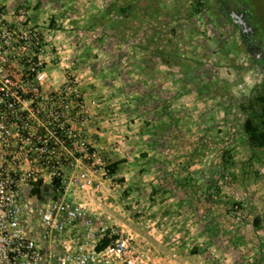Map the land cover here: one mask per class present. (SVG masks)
<instances>
[{
  "label": "rangeland",
  "instance_id": "rangeland-1",
  "mask_svg": "<svg viewBox=\"0 0 264 264\" xmlns=\"http://www.w3.org/2000/svg\"><path fill=\"white\" fill-rule=\"evenodd\" d=\"M192 1L18 0L11 11L40 18L35 27L62 52V66L83 68V74L72 70L81 86L90 74V116L95 106L119 120L111 130L103 126L112 157L90 144L91 172L95 181L101 175V187L86 194L116 190L143 201L156 195L161 203L166 195L160 225L180 233L187 216L198 222L203 242L187 251L190 259L264 264V148H252L243 131L254 98L264 92V58L249 45L264 40V0H203L204 7L190 10ZM224 5L246 10L256 30L250 40ZM128 160L137 163V182L129 184L127 171L119 170ZM117 162L119 171L111 173ZM104 178L113 179L103 185ZM151 178L157 180L152 186ZM142 205L126 204L128 225L156 229L152 202Z\"/></svg>",
  "mask_w": 264,
  "mask_h": 264
},
{
  "label": "built area",
  "instance_id": "built-area-1",
  "mask_svg": "<svg viewBox=\"0 0 264 264\" xmlns=\"http://www.w3.org/2000/svg\"><path fill=\"white\" fill-rule=\"evenodd\" d=\"M19 14L0 7V264H134L124 240L98 250L105 229L71 198L101 187L86 95L68 66L54 76L62 52Z\"/></svg>",
  "mask_w": 264,
  "mask_h": 264
},
{
  "label": "crops",
  "instance_id": "crops-1",
  "mask_svg": "<svg viewBox=\"0 0 264 264\" xmlns=\"http://www.w3.org/2000/svg\"><path fill=\"white\" fill-rule=\"evenodd\" d=\"M0 6L5 7L7 10H12V9L18 8L20 4H18V0H0ZM33 17L35 19L32 18L31 23L33 25L40 26V23H39L41 22L40 18L37 15L36 17L35 15H33ZM48 31L49 33H51L50 34L51 37L55 36L53 35L54 33L51 29H49ZM64 33H65L64 34L65 38L67 37L71 39L72 35L70 31H65ZM44 34H46V32H44ZM67 55L72 56L71 50L67 52ZM61 66H62V63L55 64V67L52 69L54 76L60 77V75L63 72V67ZM68 67L71 68V72L72 70L73 71L77 70L78 73H81V74L84 73L83 68H79L77 66L75 67L73 66V68L70 66ZM82 78L83 80L81 81L82 83L81 87L83 91L85 90L86 92L85 94L86 101L88 103L90 100L89 95H90V87H91L92 81L91 82L89 81L90 80L89 73L87 75L85 74L84 77L82 76ZM87 94H88V97H87ZM100 108L101 107H98V109L95 106L92 107L93 109L92 114L94 113L95 115L91 117V119L93 120L90 122L88 126L87 136H88V140L90 144L100 149V151L96 149L99 153L103 152L104 155L106 154L107 157L110 158L112 156L110 153L108 155V147L112 149V144L108 143V138L106 137L109 134V132L104 131L103 126L105 125V123H109L110 127L108 126V128L106 129L111 130L112 127L110 124L115 125L119 122V120L111 119L108 113L106 111L103 113ZM108 120H111L112 123H110ZM107 144L109 145L107 146ZM122 165H125L126 167H119L120 172H121V168L127 171L126 174L122 172V175L125 177V180H126L125 182H127L128 184L131 181L137 182L135 179L132 180V171L133 169L137 168V163L131 162L128 160L122 163ZM118 166H120V164H118ZM151 170L153 171V169ZM94 172L95 174L97 173V175L101 173L97 171H94ZM128 172H130V174H128ZM100 177L101 175H99V177H96V180L98 182H100ZM113 178H110V179L104 178L105 180H103L102 182L103 185L109 184V182ZM155 180L154 178H151L149 180L146 179V182H149V184L151 183V186H152L156 183L157 180L156 181ZM139 182H142V181L139 180ZM136 185L138 186L137 183ZM102 191H105V187L102 189ZM114 191L115 192H113L112 194V193H109L108 190H106V192H104V194L100 197L96 195L90 198L91 196H89L86 193H79V194L72 195L71 198H73V200L76 202L84 204L86 207L90 205L93 208L91 209V207L90 208L87 207L89 209V212L95 219V226L96 228L105 229L104 237L108 235L110 242L114 240L113 237L124 240L126 242L128 239L132 240V242H130V246H128V249H127L128 252H126L125 258L133 259L135 262H137V264H207V261L205 260L199 261L198 259H190L187 253V251L192 246L194 245L199 246V244L203 242L197 220H194L192 222V220H189L190 216H187L188 217L187 224L180 233L179 232L171 233L170 231H168V228H164L162 225H160L161 224L160 222H163L162 218L164 217V215L161 213V211L163 210V204H165L166 202H168L169 204L170 202V200L168 199L166 195L161 196L162 199L166 201L165 203L164 202L161 203L160 201H154L156 200V195L153 196L152 199L150 200L143 201L142 199H140V196L138 195L127 196L121 193L116 194V190ZM136 200L140 201L142 204H146L148 208L151 206V202H152V206L150 207V210H149V215H151L152 222L155 223V227L157 226L156 229L150 230L149 228L146 227L147 223H145L146 231L143 232L140 230V228H132V226L128 225V222L126 220V217L128 216L127 215L128 212L124 211V209L126 208L125 207L126 204H128V206L130 205L132 208L135 207L139 210H142L144 208L143 207L144 205L142 204H138L134 206V204H136ZM157 203H160V206H158ZM154 204H156V206H153ZM102 208H107L109 210L106 211V209H102ZM96 209H100L103 211H99ZM122 216L124 218H122ZM106 217L109 219V223L106 220ZM158 224L161 226L160 228H158ZM107 225L110 226L109 227L110 229H107L106 227ZM115 230H118L117 233L115 232ZM176 230H179V229H176ZM104 237L102 239H104ZM65 239H68V236L62 238V240H65ZM189 260H191L190 263H189Z\"/></svg>",
  "mask_w": 264,
  "mask_h": 264
},
{
  "label": "trees",
  "instance_id": "trees-1",
  "mask_svg": "<svg viewBox=\"0 0 264 264\" xmlns=\"http://www.w3.org/2000/svg\"><path fill=\"white\" fill-rule=\"evenodd\" d=\"M202 1L203 0L192 1L191 3H189V9L191 6H193L196 10L201 9L202 7H204ZM226 6L227 5L223 6V11L229 15L231 12V8H227ZM156 14L157 13L155 12L154 16H156ZM251 43H253V41ZM253 102L255 109L247 115L243 124V131L246 134L248 143L252 148H264V92L254 98ZM118 164L120 163H114L110 167L111 173H114L116 171ZM34 193L43 198L42 195L46 193V190L44 192L41 187H37L34 190ZM108 243H110V239L108 238V235H106V237H104V239H102L101 243L99 244L98 250L104 249Z\"/></svg>",
  "mask_w": 264,
  "mask_h": 264
},
{
  "label": "flooded vegetation",
  "instance_id": "flooded-vegetation-1",
  "mask_svg": "<svg viewBox=\"0 0 264 264\" xmlns=\"http://www.w3.org/2000/svg\"><path fill=\"white\" fill-rule=\"evenodd\" d=\"M227 8H230L229 6H226ZM230 15L232 14V11H235L236 13H237V15L238 16H242V15H244V17H245V20L247 21V23H248V13L246 12V10L245 9H243V10H233V9H230ZM231 18H232V16H231ZM233 19V18H232ZM233 20H235V21H239V18H235V19H233ZM249 25V24H248ZM249 27H250V25H249ZM254 34H256V30L254 29V31H249V33H245V39H247V40H250V37L252 36V35H254ZM263 41L264 40H262L261 39V41H256V42H253V43H251L250 41H249V45L251 46V48L254 50V52H256V53H258V54H261V55H263V58H264V50H263V45H262V43H263ZM252 45H253V47H252Z\"/></svg>",
  "mask_w": 264,
  "mask_h": 264
},
{
  "label": "water",
  "instance_id": "water-1",
  "mask_svg": "<svg viewBox=\"0 0 264 264\" xmlns=\"http://www.w3.org/2000/svg\"><path fill=\"white\" fill-rule=\"evenodd\" d=\"M231 16H232L233 19L239 18V21H237V22L243 28L244 33H249V31H254L253 28L249 27L247 21L245 20L244 15L238 16L235 11H232Z\"/></svg>",
  "mask_w": 264,
  "mask_h": 264
}]
</instances>
